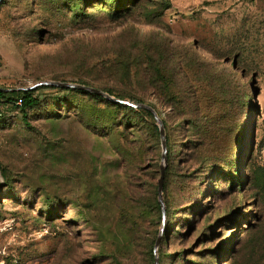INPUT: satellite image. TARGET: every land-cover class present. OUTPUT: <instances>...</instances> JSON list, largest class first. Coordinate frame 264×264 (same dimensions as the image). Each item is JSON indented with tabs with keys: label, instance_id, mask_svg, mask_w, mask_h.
Wrapping results in <instances>:
<instances>
[{
	"label": "rangeland",
	"instance_id": "obj_1",
	"mask_svg": "<svg viewBox=\"0 0 264 264\" xmlns=\"http://www.w3.org/2000/svg\"><path fill=\"white\" fill-rule=\"evenodd\" d=\"M0 1V86L73 82L83 55L131 29L199 43L210 59L206 47L239 53L248 107L223 156L228 163L193 164L185 177L177 169L163 186L166 213L154 212L148 224L161 239L159 264H264V0H135L120 16L111 14L114 1ZM43 92L29 125L17 109L0 106V167L8 178L0 185V264H152L140 242L132 261L123 252L128 233L119 212L134 171L121 149L128 131L94 128V100L86 96ZM104 104L97 107L106 113ZM159 176L160 167L157 185Z\"/></svg>",
	"mask_w": 264,
	"mask_h": 264
},
{
	"label": "trees",
	"instance_id": "obj_2",
	"mask_svg": "<svg viewBox=\"0 0 264 264\" xmlns=\"http://www.w3.org/2000/svg\"><path fill=\"white\" fill-rule=\"evenodd\" d=\"M102 1L116 2L117 7L111 13L113 16L129 12L136 4L135 0L125 3L123 0ZM170 6L166 1L165 8ZM152 23L158 24L156 19H152ZM107 42L108 47L79 59L81 66L75 73L77 79L72 83L95 87L121 100H131L134 105L147 104L158 112L165 126L168 150L164 184L177 169L182 172L179 176L185 177L193 164H199L201 168H216L220 161L228 163L229 159L223 156L231 153L242 131L248 107L241 93L247 70L239 63V53L227 51L223 54L206 47L209 49L207 53L214 56L210 59L199 43L193 46L180 43L165 37L160 31L142 35L137 30H125L118 39ZM54 81L66 82L61 79ZM0 87L6 89L0 90V106L17 109L28 125L30 111L43 102V91L51 89L56 91L58 96L55 98L59 100H68L71 95L94 100L93 111L97 113L94 128L103 125L119 129L117 126L120 125L128 131V137L124 138L126 144L121 149L125 161L135 172L128 180L129 202L119 212L127 223L128 236L123 242V252L126 259L132 261L135 255L132 249L140 242L139 245L150 249L149 258L155 264V245L159 237L150 231L148 220L154 212L162 215L166 209L164 212L159 200V186L155 183L161 166L162 145L160 128L153 112L146 107L116 102L80 88L58 85ZM149 96L157 101H148ZM103 102L106 113L97 107ZM80 108L82 114L85 107ZM120 112L125 117H119ZM176 147H179V159L174 164L172 159ZM259 172L264 176V167ZM137 178L142 183L137 185ZM7 179L0 167V185ZM47 210L53 212L52 203L48 204ZM77 212L87 220L82 209Z\"/></svg>",
	"mask_w": 264,
	"mask_h": 264
},
{
	"label": "water",
	"instance_id": "obj_3",
	"mask_svg": "<svg viewBox=\"0 0 264 264\" xmlns=\"http://www.w3.org/2000/svg\"><path fill=\"white\" fill-rule=\"evenodd\" d=\"M40 85H58V86H62V87H71V88H80V89H85L87 91H90V92H94V93H97L99 95H102L104 97H106L107 99H110V100H113V101H116V102H120V103H124V104H129L131 106H136V107H146L148 109H150L157 122H158V125H159V128H160V134H161V145H162V162H161V166H160V170H161V175H160V178L158 180V193H159V200L161 202V204L163 205V210L165 212V203L163 201V186H164V180H165V172H166V167H167V139H166V130H165V126H164V123H163V120L162 118L160 117V115L158 114V112L151 106L147 105V104H133V103H129L127 101H124V100H121L119 98H116V97H113L111 96L110 94L100 90V89H97L95 87H91V86H85V85H80V84H76V83H72V82H62V81H54V80H49V81H41V82H38L32 86H30V88H35L37 86H40ZM0 90H6L5 88L3 87H0ZM160 237L157 239V242H156V245H155V250L157 251L158 247H159V244H160ZM155 264H159V257L156 253V256H155Z\"/></svg>",
	"mask_w": 264,
	"mask_h": 264
}]
</instances>
